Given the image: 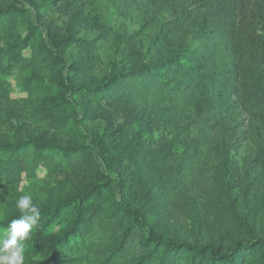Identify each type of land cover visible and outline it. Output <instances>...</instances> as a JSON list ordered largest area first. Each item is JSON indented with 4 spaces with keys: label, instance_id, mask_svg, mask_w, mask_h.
I'll return each mask as SVG.
<instances>
[{
    "label": "trees",
    "instance_id": "1",
    "mask_svg": "<svg viewBox=\"0 0 264 264\" xmlns=\"http://www.w3.org/2000/svg\"><path fill=\"white\" fill-rule=\"evenodd\" d=\"M113 2L125 19L141 25L142 30L159 32L158 42L164 41L166 50L171 52L169 57L155 65L121 71L94 86H78L93 73L91 68L72 66L71 75L62 76L60 95L51 107L30 97L23 101L11 99L9 81L1 77L0 127L24 116L25 107L30 106L35 111L31 120L46 113L54 117L55 124L64 126L73 112L69 95L112 107L124 119L123 133L128 131V125L143 118L171 135L186 125L187 129L176 137L187 134L190 126L197 124L203 140L166 160V178L175 191L189 187L198 170L213 167L210 149L223 141H233L241 130L253 146L263 148L260 126L264 125V2ZM25 23H31L26 10L14 5L0 7V44L8 47L13 61L40 64L42 49L34 32L25 39L18 33V26ZM27 49L32 50V59L23 55ZM48 58L57 61L49 53ZM40 109L43 110L38 113ZM68 135L78 141L85 137L77 129L69 130ZM94 139L95 146H60L48 139L0 143V192L19 185L25 176L37 178L40 169H45L52 179L66 173L87 178L56 209H38L37 223L27 238L31 245L25 251V263L264 264V238L236 241L225 249L215 241L196 243L179 238L165 228L151 227L147 232L145 216L126 199L124 184L119 198L95 156L98 152L104 169L111 172L115 161L141 139L133 137L135 143L128 146L125 138L119 144L125 146L121 148L106 143V137ZM113 172L120 180L121 173L117 169ZM96 176L106 178L107 183L93 181ZM69 210L71 219L67 218ZM20 216L12 214L0 222V237L11 220ZM56 220H65L66 229L60 234H48L47 229Z\"/></svg>",
    "mask_w": 264,
    "mask_h": 264
},
{
    "label": "rangeland",
    "instance_id": "2",
    "mask_svg": "<svg viewBox=\"0 0 264 264\" xmlns=\"http://www.w3.org/2000/svg\"><path fill=\"white\" fill-rule=\"evenodd\" d=\"M3 5L26 10L31 23L20 24L18 33L25 39L34 32L43 58L40 64H21L11 59L7 46L0 44V78L9 81L13 100L30 97L51 107L60 95L62 76L69 77L72 66L91 68L93 73L78 86H94L121 71L158 64L171 54L164 41L158 42L159 32L142 30L141 25L125 19L113 0H0V7ZM48 53L57 61L48 58ZM23 55L33 58L31 49ZM69 98L73 112L64 126L55 124L53 116L41 113L43 109L38 110L41 114L34 117L35 121L31 120L35 111L31 106L25 107L24 116L0 127V143L48 139L60 146H95L97 139L93 138L106 137V143L113 147L125 138L130 146L135 143L133 137L139 138L140 143L116 160L111 172L104 169L98 152L95 156L119 198L124 184L126 199L145 216L147 232L151 227L165 228L179 238L196 243L215 241L225 249L236 241L264 238V146H253L244 130L233 141H223L210 149L213 167L198 170L189 187L175 191L166 178V160L203 140L197 124H192L187 134L176 137L187 129L186 125L171 135L143 118L128 125V131L123 133L124 119L109 105L96 104L83 96ZM73 129L85 137L80 141L70 137L68 132ZM260 130L264 140V125ZM115 169L122 175L120 180ZM47 174L40 169L37 178L25 176L19 185L0 192V222L12 214H22L16 206L21 196H31L37 209H56L87 180L70 173L56 179ZM93 181L101 184L108 180L96 176ZM72 216L69 210L67 218ZM65 222L56 220L47 233L60 234L66 229ZM24 245L26 251L31 243L27 239Z\"/></svg>",
    "mask_w": 264,
    "mask_h": 264
},
{
    "label": "clouds",
    "instance_id": "3",
    "mask_svg": "<svg viewBox=\"0 0 264 264\" xmlns=\"http://www.w3.org/2000/svg\"><path fill=\"white\" fill-rule=\"evenodd\" d=\"M16 206L22 214L18 219L11 220L6 232L0 237V264H24V241L39 217V211L29 195L21 196Z\"/></svg>",
    "mask_w": 264,
    "mask_h": 264
}]
</instances>
